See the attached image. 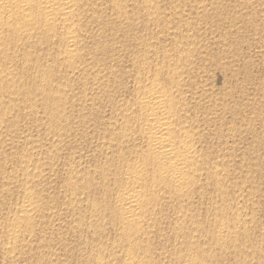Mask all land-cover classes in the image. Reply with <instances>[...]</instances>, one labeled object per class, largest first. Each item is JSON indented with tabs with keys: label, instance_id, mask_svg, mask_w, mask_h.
I'll return each instance as SVG.
<instances>
[{
	"label": "bare ground",
	"instance_id": "6f19581e",
	"mask_svg": "<svg viewBox=\"0 0 264 264\" xmlns=\"http://www.w3.org/2000/svg\"><path fill=\"white\" fill-rule=\"evenodd\" d=\"M210 11L0 0V264H264L244 104L188 34Z\"/></svg>",
	"mask_w": 264,
	"mask_h": 264
},
{
	"label": "rangeland",
	"instance_id": "374dc122",
	"mask_svg": "<svg viewBox=\"0 0 264 264\" xmlns=\"http://www.w3.org/2000/svg\"><path fill=\"white\" fill-rule=\"evenodd\" d=\"M210 1L211 0H204V3L206 5V8L208 11L211 10L210 9L211 8V5H210L211 2ZM214 1L216 2L217 0H214ZM251 1L254 2L256 0H251ZM183 2H186V0H183ZM241 4H244L245 7H244V5H241ZM227 5H229V6H227ZM257 5L258 6L255 5L256 9L258 8L257 10H251L250 7L246 5V0L245 1L244 0H236V1L233 0V2H232V0H229V1L220 0V3L218 5L216 3L214 6L215 8H212V11L205 14L204 20L199 21L196 19V24H191L190 20L188 22L186 20H183L184 22L182 21V22L176 23V24L180 25L182 23L184 24L185 22H187V24L190 25V27H188V28L191 30H189L188 34H190V36L194 37L193 40H195L196 48L198 47V49H196V58H198L200 56L203 48L204 49L208 48L209 51H211V52H209V51L208 52L210 53V55L213 59V62H212L213 65L211 64V70L212 69L213 70L211 71V73L213 74L214 79H216V88H219L222 86V88H219L221 91L224 90V87H225V89L230 88L229 89L230 90V92H229L230 98H232L234 101H236L238 99H239V101H243V104H244L243 107H237V105L235 104V109L238 110V108H239V111L244 110V113H245L244 117L247 119L246 120L245 118L242 117L240 120H237L234 123V125L237 128H240V129L243 128L242 130L245 131V133L241 134L242 135L241 136L242 143H241V141H239L241 143L240 147L245 148V150L242 149V153H243V151H245V152L242 155L240 154L239 157L241 159L242 156H244L243 159L245 160V164L248 166L247 174L250 177V179L253 181V184L250 187H252V190H254V192L256 193V196H257L256 200L258 203L257 205L261 206V207H259V210L257 212L258 213L257 217H259L260 220H263L264 219V163H263L264 162V96H263V94H264V86H263L264 85V54L262 53V51L264 52V50H263L264 49L263 48L264 47V28H263V26H264V11H263L264 10V3L258 2ZM248 7H249V9H248ZM226 9H228V10L226 11ZM259 9H261V12L259 11ZM248 12H251V13H248ZM260 13H262V14H260ZM232 14H235V15L233 16ZM256 14H258V15H256ZM185 15L186 14L184 13V16ZM231 16H232V18H234V20L231 18ZM256 17H258V18L261 17V18L258 19ZM184 18L187 19L188 16H185ZM236 19H238V20H236ZM215 20H216V22H215ZM257 20H259V21L257 22ZM202 21H204L205 23ZM225 23H227V24H225ZM251 23H252V25H250ZM231 24H232V26H231ZM136 25L139 26L137 24V22H135V27H137ZM216 26H218V27H216ZM182 27H185V26H182ZM241 27H243V28H241ZM184 30L186 31L185 28H184ZM193 30H195V31H193ZM219 30H220V32H219ZM222 30H224V31H222ZM233 30H234V32H233ZM184 33H186V32H184ZM239 34L242 37L239 36ZM252 34H254V36ZM179 35H180V33H179ZM179 35L177 34L178 38H180V36H181V35L180 36ZM219 36H220V38H219ZM196 37H199V38H196ZM238 37H240V38L237 39ZM228 41H229V43H228ZM240 41H242V42H240ZM234 53H236V54H234ZM227 55H229V57H227ZM225 57H227L228 59ZM231 61H233V62H231ZM258 65L261 67H259ZM231 67H233V68H231ZM226 68L228 69V71H226L227 70ZM260 69H262V70H260ZM228 74H230V75L228 76ZM232 74H234V75H232ZM221 75H223L224 77ZM230 76L233 78H230ZM227 79H229V80L226 81ZM233 79H235V80H233ZM223 80H224V82H221ZM218 82H219V84H218ZM231 84H234V85H231ZM227 86H229V87H227ZM233 97H235V98H233ZM253 97H254V99H253ZM246 104H247V106H246ZM246 108H247L248 112L245 111ZM259 108H260V110H259ZM242 119H243V121H242ZM245 123H247L248 125ZM239 126H243V127H239ZM251 127H252V129H251ZM252 131L253 132L255 131L254 132L255 134ZM254 135H255V137H254ZM251 138H252L253 142H252ZM258 142H260V143H258ZM246 143H248V144H246ZM246 145H248V146L246 147ZM247 148L249 150H246ZM237 161H239V158L236 160V162ZM261 162L263 163V165ZM260 165H262L261 167H263V168H261ZM253 178H254V180H253ZM258 181L260 182V184ZM258 192H259V194H258ZM258 200H259V202H258ZM258 236H260V235H258Z\"/></svg>",
	"mask_w": 264,
	"mask_h": 264
}]
</instances>
